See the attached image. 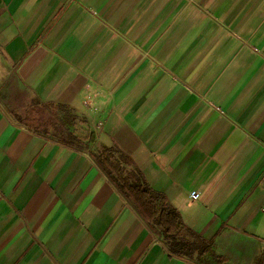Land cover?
<instances>
[{
  "label": "crops",
  "instance_id": "1",
  "mask_svg": "<svg viewBox=\"0 0 264 264\" xmlns=\"http://www.w3.org/2000/svg\"><path fill=\"white\" fill-rule=\"evenodd\" d=\"M111 146L212 252L144 220ZM0 264H264V0H0Z\"/></svg>",
  "mask_w": 264,
  "mask_h": 264
},
{
  "label": "trees",
  "instance_id": "2",
  "mask_svg": "<svg viewBox=\"0 0 264 264\" xmlns=\"http://www.w3.org/2000/svg\"><path fill=\"white\" fill-rule=\"evenodd\" d=\"M103 171L112 178L120 191L132 202L141 216L151 225L161 227L165 238L182 249V253L212 252L211 246L205 239L188 228L178 210L169 200L155 190H152L139 172L128 169L130 157L115 146L103 148L96 156ZM217 261L224 260L215 255Z\"/></svg>",
  "mask_w": 264,
  "mask_h": 264
},
{
  "label": "built area",
  "instance_id": "3",
  "mask_svg": "<svg viewBox=\"0 0 264 264\" xmlns=\"http://www.w3.org/2000/svg\"><path fill=\"white\" fill-rule=\"evenodd\" d=\"M199 196H200L199 192H192V193H191V197H192L193 199H198Z\"/></svg>",
  "mask_w": 264,
  "mask_h": 264
}]
</instances>
